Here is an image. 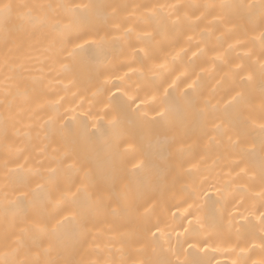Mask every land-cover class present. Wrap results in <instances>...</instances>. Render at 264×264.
I'll return each mask as SVG.
<instances>
[{
	"label": "bare ground",
	"instance_id": "1",
	"mask_svg": "<svg viewBox=\"0 0 264 264\" xmlns=\"http://www.w3.org/2000/svg\"><path fill=\"white\" fill-rule=\"evenodd\" d=\"M0 264H264V0H0Z\"/></svg>",
	"mask_w": 264,
	"mask_h": 264
},
{
	"label": "snow or ice",
	"instance_id": "2",
	"mask_svg": "<svg viewBox=\"0 0 264 264\" xmlns=\"http://www.w3.org/2000/svg\"><path fill=\"white\" fill-rule=\"evenodd\" d=\"M10 8H11V5H9V4H5V5H3V9H4L5 12H6L8 9H10ZM249 79H250V78H249ZM160 115L163 116L164 113H161Z\"/></svg>",
	"mask_w": 264,
	"mask_h": 264
}]
</instances>
